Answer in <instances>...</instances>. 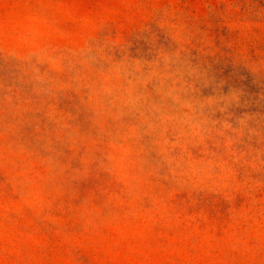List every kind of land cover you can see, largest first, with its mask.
Listing matches in <instances>:
<instances>
[{
    "label": "rangeland",
    "instance_id": "374dc122",
    "mask_svg": "<svg viewBox=\"0 0 264 264\" xmlns=\"http://www.w3.org/2000/svg\"><path fill=\"white\" fill-rule=\"evenodd\" d=\"M0 264H264V0H0Z\"/></svg>",
    "mask_w": 264,
    "mask_h": 264
}]
</instances>
